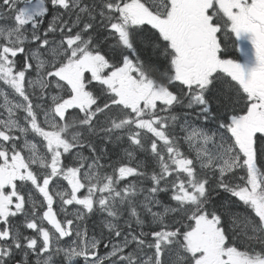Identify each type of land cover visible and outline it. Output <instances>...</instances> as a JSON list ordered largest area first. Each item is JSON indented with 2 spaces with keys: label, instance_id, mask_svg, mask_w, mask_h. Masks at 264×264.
Wrapping results in <instances>:
<instances>
[{
  "label": "snow or ice",
  "instance_id": "snow-or-ice-1",
  "mask_svg": "<svg viewBox=\"0 0 264 264\" xmlns=\"http://www.w3.org/2000/svg\"><path fill=\"white\" fill-rule=\"evenodd\" d=\"M0 264H264V0H0Z\"/></svg>",
  "mask_w": 264,
  "mask_h": 264
}]
</instances>
